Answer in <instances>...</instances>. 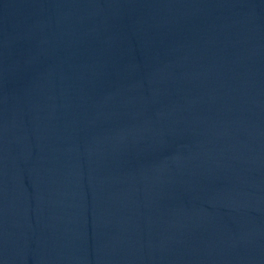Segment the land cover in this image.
Instances as JSON below:
<instances>
[{"label": "water", "instance_id": "water-1", "mask_svg": "<svg viewBox=\"0 0 264 264\" xmlns=\"http://www.w3.org/2000/svg\"><path fill=\"white\" fill-rule=\"evenodd\" d=\"M0 264H264V0H0Z\"/></svg>", "mask_w": 264, "mask_h": 264}]
</instances>
